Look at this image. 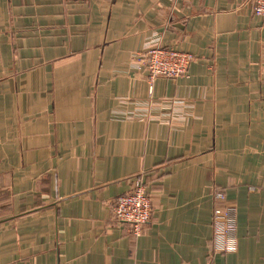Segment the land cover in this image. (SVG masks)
<instances>
[{
	"label": "crops",
	"instance_id": "obj_1",
	"mask_svg": "<svg viewBox=\"0 0 264 264\" xmlns=\"http://www.w3.org/2000/svg\"><path fill=\"white\" fill-rule=\"evenodd\" d=\"M152 47L193 55L149 80ZM144 182L135 237L115 200ZM238 251L210 257L216 191ZM0 264H264V18L251 0H0Z\"/></svg>",
	"mask_w": 264,
	"mask_h": 264
},
{
	"label": "built area",
	"instance_id": "obj_2",
	"mask_svg": "<svg viewBox=\"0 0 264 264\" xmlns=\"http://www.w3.org/2000/svg\"><path fill=\"white\" fill-rule=\"evenodd\" d=\"M252 9L256 16L264 18V0H252ZM136 59L140 68L148 73L150 81L159 77L179 79L187 74L194 61L189 52L164 47H152ZM214 198L218 204L212 216L213 237L209 251L213 258L218 254L238 251L237 209L234 205L224 204L226 197L223 191H216ZM113 214L116 221L129 226L132 235L139 237L143 234L153 210L141 179H138L130 193L115 200Z\"/></svg>",
	"mask_w": 264,
	"mask_h": 264
},
{
	"label": "rangeland",
	"instance_id": "obj_3",
	"mask_svg": "<svg viewBox=\"0 0 264 264\" xmlns=\"http://www.w3.org/2000/svg\"><path fill=\"white\" fill-rule=\"evenodd\" d=\"M251 2H252V0H251Z\"/></svg>",
	"mask_w": 264,
	"mask_h": 264
}]
</instances>
